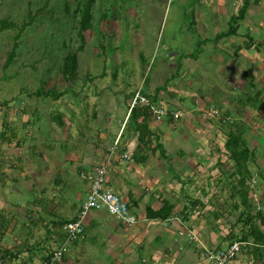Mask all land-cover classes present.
Here are the masks:
<instances>
[{"label": "crops", "instance_id": "0c3cea01", "mask_svg": "<svg viewBox=\"0 0 264 264\" xmlns=\"http://www.w3.org/2000/svg\"><path fill=\"white\" fill-rule=\"evenodd\" d=\"M211 3L212 12L219 9L231 18L243 0ZM246 8L242 20L246 33H238L235 24L236 29L231 28L227 35L232 25L223 17H205L203 22L198 17L193 22L204 26V45L213 43L208 46L216 50L205 56L207 67L194 53L185 57L187 73L202 71L192 78L201 86L191 79L167 86L169 78L161 77V82L144 87L138 74L132 87L121 91V102L115 92L101 102L89 95L77 100L63 96L58 111L61 120H50L51 137H29V152L32 144L41 145L29 157L16 125H26L24 130L29 127L30 134L35 111L45 114L49 103L39 97L29 99V112H19L16 106L4 113L0 110V264H45L48 254L63 245V226L77 217L88 193L89 183L80 176L81 171L101 164L107 168V185L127 202L135 221L127 226L105 208L91 210L84 220L83 235L69 242L58 264H210L206 249L225 248L240 240L249 232L250 223L258 228L256 239H264V220H248L246 213L255 215L256 210L251 211L241 200L246 193L249 204L252 197L264 203V162L254 155L257 144L250 139L245 147L236 148L248 150L245 163L232 155L236 149L229 151L225 145L233 127L244 134L238 122L257 126L256 116H264V0H249ZM137 89L168 110L167 118L157 121L140 105L134 107L136 116L131 119L130 103ZM245 89L250 98L251 91L257 90L259 107L242 100ZM176 111L182 114L178 118L171 114ZM223 114L234 121L232 127L218 118ZM142 122L145 144L138 140L137 126ZM38 152L40 161L34 154ZM19 176L25 177V187L31 192L25 207L18 196L7 194L21 189ZM253 185H260L261 192ZM74 199L79 204L71 201ZM168 206H172L168 218L151 217L165 214ZM86 233L90 234L88 243L84 242ZM249 241L244 242H252L251 252L247 255L242 248L232 264H258L260 260L264 264V244L256 243L252 236ZM53 242L56 247H49ZM90 245L101 254L92 262Z\"/></svg>", "mask_w": 264, "mask_h": 264}, {"label": "rangeland", "instance_id": "374dc122", "mask_svg": "<svg viewBox=\"0 0 264 264\" xmlns=\"http://www.w3.org/2000/svg\"><path fill=\"white\" fill-rule=\"evenodd\" d=\"M46 1L0 0V110L4 113L12 106H16L19 112L26 113L29 112V99L36 100L39 97H43L45 104L50 105L45 114L40 110L35 111L30 134L29 127L28 130H24L26 125H16L15 130L26 148L24 154L27 157L34 151L41 150V145L32 144L33 148L29 152V137L34 139L39 136L51 137L52 129L49 122L61 120L62 115H59L58 111L62 107L63 96H74L73 100H77L89 95L98 97V102H101L107 94L111 95V98L115 92L116 98L121 102L123 101L121 91L125 86L126 89L132 87L138 74L139 82L145 83L144 87H148L150 83L161 82V77L169 78L166 83L168 86L169 83L177 85L193 80L194 76L201 74L199 68L195 74L186 72L185 57L194 53V57L199 56L202 65L207 67L204 63L205 56L209 51L216 50L208 46L213 43L207 42L206 46L204 45L202 40L204 26L194 25L198 17L202 22L205 17H223L224 22H229L233 26L230 27V32L231 28L236 29L235 24H238V33L247 32L242 20L248 8L244 11L242 19H233L228 16L229 14L220 13L219 9L212 12L210 10L212 0H95L91 28L84 32L85 40L81 43L76 34L79 30V15L75 12L78 0H68L69 9H66L65 0H48L45 9L34 15ZM6 21L11 25L9 26ZM25 21L28 25L21 29V24ZM230 32L226 34L230 35ZM18 34L20 35L17 40ZM206 34L209 32L206 31ZM15 40L18 42L15 56L5 66L7 53L11 51ZM69 53L77 55V69L74 73L65 66V56ZM222 56L227 58L226 53ZM263 60L264 57H261V61ZM193 83L201 86L200 81L193 80ZM39 91L47 93L39 94ZM242 92L244 93L241 96L242 100H249L250 105L255 104L259 107V104H256L258 93L256 89L251 91V98L248 97V89ZM100 93L101 96H97ZM100 110L102 111L103 107ZM256 117L257 126L255 124L252 126L245 120L238 123L244 132L243 139L256 142L258 150L254 155L263 163L264 116ZM178 127L183 128L182 124ZM248 134L253 137H248ZM34 154L40 161L42 154L39 152ZM21 162L27 166L23 159ZM24 169L29 176L27 168ZM18 181L21 189L9 191L7 194L18 196L25 207L31 192L25 187V177L19 176ZM259 186L253 185L252 188L260 193L262 187ZM71 201L79 204L75 199ZM251 202L248 206L251 211L261 210L264 215L262 200L252 197ZM86 235L87 239L84 242L90 237V234ZM242 241H249V236L247 240ZM252 245V242L250 245L246 243L243 247L247 249V255L251 252ZM49 247H56V244L50 243ZM88 251L92 253V258L89 259L91 262L96 256L99 258L101 255L99 249L92 245L88 246Z\"/></svg>", "mask_w": 264, "mask_h": 264}, {"label": "built area", "instance_id": "2783aa9c", "mask_svg": "<svg viewBox=\"0 0 264 264\" xmlns=\"http://www.w3.org/2000/svg\"><path fill=\"white\" fill-rule=\"evenodd\" d=\"M131 107L145 106L148 108L151 115L157 121L162 120L169 111L165 108L158 107L147 96L143 95L140 89H137L131 98ZM213 112L218 114L217 109ZM174 118L180 117V111L171 112ZM107 168L101 164L94 167L90 171H81L80 176L86 179L89 183L88 193L82 203L78 215L75 219L66 221L63 228L66 233V238L63 245L51 251L45 264H58L61 262L64 252L71 240L82 236L85 231L84 220L91 210H99L105 208L109 214L121 220L125 225L130 226L134 223V216L130 215L127 202L106 183ZM192 240L198 241V236L190 233ZM246 242L236 239L228 244L225 248L206 249V255L210 264H232L234 260L241 254L243 246Z\"/></svg>", "mask_w": 264, "mask_h": 264}, {"label": "trees", "instance_id": "16d2710c", "mask_svg": "<svg viewBox=\"0 0 264 264\" xmlns=\"http://www.w3.org/2000/svg\"><path fill=\"white\" fill-rule=\"evenodd\" d=\"M95 0H78L76 6H75V12L79 15V30L77 31V36L80 39V42L83 43L85 40V36H84V32L89 30L91 28V21H92V7L94 4ZM249 0H243V4L241 6V9L239 10V12L237 13V16H233V19H242L243 18V14L244 11L246 10V7L248 5ZM48 5V0L45 2V4L43 6H41L40 8H38L35 11V14H39L41 11H43L45 9V6ZM65 6L66 9L70 8V3L68 0H65ZM31 13H29V21L28 24L31 23ZM7 24H9V26L11 25L9 22L6 21ZM26 23V21L24 23L21 24V29L26 27L28 25ZM6 25V24H5ZM1 26L4 27V25L2 24ZM230 26L228 28L227 32H230ZM20 34H18L16 36V39L18 40ZM17 40H15V42L13 43L12 49L11 51H9V53H7V58L5 60V66H7L12 58L15 56V49L17 48L18 42ZM66 60H65V66L66 69H69V71L71 73H74L77 69V55L75 53H69L65 56ZM43 82V81H42ZM54 89V88H53ZM40 92V91H39ZM38 92V93H39ZM43 93H47L46 91H43ZM42 92H40L39 94H43ZM133 97V96H132ZM218 115V114H217ZM134 116H136V113L134 111V108L131 109L129 117L132 119L134 118ZM218 117V116H217ZM220 120H222L223 122H227L230 123L228 124V127H232V125L234 124V121H232L230 119V117L226 116L225 114H223L222 116L219 115L218 117ZM144 122H142L141 124H139L137 127L138 131H139V144L143 143L145 144V139H144V134H145V130L143 129ZM237 128L233 127L232 130L229 131V133L227 134V139H226V143L225 145H227L226 147L229 149V151H233V149L238 148L239 146L241 147H245L247 145V142L243 139L244 134L241 131H236ZM235 147V148H233ZM234 152V151H233ZM233 156L235 155L236 158L241 161L242 163H245L247 161V157L249 156L248 150H244L243 149H236L235 153L232 154ZM242 203L245 207L249 206V203L246 200V193L244 196H242ZM164 207V206H163ZM168 211L164 214L163 212H159V213H153L151 214V217H156L159 219H166L170 216V211L172 206H168ZM163 210V208L161 209ZM246 218H248V220H252L253 218L259 219V221H263L264 220V215H262L261 210H256L255 215H252L250 213H246ZM249 232L245 233L244 235L241 236L240 240H247L248 236H252L254 238V240H256V243L259 244H264V239L261 238L260 240H257L254 233L259 232L258 228L255 226V224L250 223L249 224ZM234 241V240H233Z\"/></svg>", "mask_w": 264, "mask_h": 264}]
</instances>
